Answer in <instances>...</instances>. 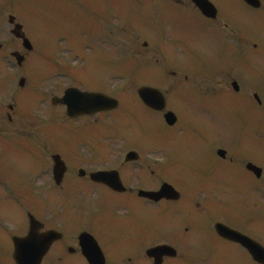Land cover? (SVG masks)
Instances as JSON below:
<instances>
[{"label": "flooded vegetation", "instance_id": "1", "mask_svg": "<svg viewBox=\"0 0 264 264\" xmlns=\"http://www.w3.org/2000/svg\"><path fill=\"white\" fill-rule=\"evenodd\" d=\"M153 2L152 11L140 13L155 20L152 34L158 37L177 36L183 29L182 22L190 19H196L199 27L216 40L224 33L239 36L242 30L243 18L232 6L233 11H227L228 0H214L218 10L214 18L202 15L192 0ZM188 10L193 11L194 18L185 17L183 13ZM11 32L10 28L9 42ZM208 47L215 50L209 60L207 85L203 93L197 91L195 95L212 104H207L204 118L198 115L197 119L190 106L186 107L189 98L172 107L177 122L167 130L185 138L191 131L199 138L197 143L169 147L182 154L178 155L181 159L172 174L168 167L155 168L148 161L153 154L148 150V142L93 140L95 130L91 129L101 122V116L97 115L72 120L77 124H70L68 118L64 120L61 151L66 155L57 154L66 165V173L58 185L53 177V148L37 145L38 124L33 111L21 109L19 103L0 107V264H16L17 253L28 257L31 252L35 253V259L39 253L43 254L40 264H90L84 256V247L92 244L89 236L97 242L105 264H156L148 251L160 245H169L176 252L173 258L164 257L161 264H259L243 245L218 230L222 224L260 242L259 205L252 203L264 194V145L258 128L243 125L238 130L227 123L228 45L212 43ZM144 48V56L154 52L158 57L165 56V66L178 67L180 63L177 53L171 50L164 53L161 49H150L148 43ZM29 55L24 53V62ZM172 76L177 73L172 72ZM11 84L7 82V92L0 93V100L10 94ZM195 87L193 83L191 88ZM176 88L180 89L181 83L177 82ZM170 94L166 93L168 99ZM193 99L190 96L191 102ZM146 109L162 121L164 113ZM244 131L249 133L243 134ZM84 133L90 137L89 146H74ZM38 150L43 155L36 157ZM85 151L87 156L78 155ZM130 152L138 153L130 158L137 161L126 160ZM164 157L171 163L170 156ZM99 172L109 175L97 181L94 176ZM118 178L124 185L122 193L110 188L111 180ZM170 178L172 183L168 182ZM166 183L179 192L171 220L164 219L169 216L171 202L155 203L142 198L143 192H156ZM116 213L122 220L114 226ZM123 221H127L126 225ZM31 234L36 240L31 247L20 243L17 247L16 242ZM48 236L52 241L49 246ZM93 247L97 250V246ZM88 254L96 264L99 258L101 264L98 251L90 248Z\"/></svg>", "mask_w": 264, "mask_h": 264}, {"label": "rangeland", "instance_id": "2", "mask_svg": "<svg viewBox=\"0 0 264 264\" xmlns=\"http://www.w3.org/2000/svg\"><path fill=\"white\" fill-rule=\"evenodd\" d=\"M29 1L30 3H34V2L38 3L40 0H29ZM82 1L83 0H72V3L73 5H79V3ZM128 2L129 0H125L124 3L121 4V6L123 5L125 9L117 10V14L118 13L124 14L126 10L127 12L133 11L131 10L130 2L129 4ZM228 2L232 7H234V11L238 12L240 15H242L243 12L244 18L248 26L250 27L249 32H251L252 35L256 34L255 31L259 32V36H257L258 37L257 40L260 49L259 50H253L252 48L250 49L252 52V59L253 60L259 59V57L264 54V20L260 19L258 22H256L254 16V14L256 13L251 12L250 10L245 8V6L239 0H228ZM46 4L51 9V6L49 5L50 0H47ZM20 5L22 6V9H14L16 12H20V13L25 12L29 15L34 14L29 12L27 5L22 3H20ZM16 6H17L16 4H12V7H16ZM70 10L71 9H68V11ZM82 10L86 12L85 9ZM46 11H48L47 8ZM119 20H120L119 18L115 19V17L112 16L110 20V24H111L110 27L117 29L118 28L117 24ZM86 21L87 20H84L81 17L80 12H78V14L75 17H69L66 15V20L60 23L61 31L55 28L54 29L51 28L47 33H43L41 35V38L43 39V41L46 43L47 46L46 51L48 52L49 56L52 55V63H53L52 65L53 75L51 79L52 82L50 85L51 90H47V93H49L50 95L52 93V95L56 96L63 93L64 89L68 86H79V87L82 86L83 88H86L84 86L86 85L88 87H95V86L99 87V85H97L96 83L107 84L115 79H118L114 84L117 87V91L116 90L115 91L117 94H119L121 92H129L130 84L128 82H132V79L130 78H133L137 82V86H140L141 85L140 82L142 81L143 83H147V84L157 83L160 86V88L163 90L170 89L171 92H176L175 91L176 88L172 86L174 81L173 79L166 77L163 78V80H160L158 78V75L156 74L158 72L157 65H153V68H151V67H147V65H143V64L140 65L136 61L130 58L128 59L126 58L120 59L119 57H117V59L115 58L113 53L114 51L119 53L120 56L126 57L125 45L121 41L123 40L124 37L123 36L117 37L116 31L112 34L113 43L111 49L104 51L108 49L109 45H103V43H101L100 45L101 47H99V44L103 38L104 39L107 38V35L101 34V39L98 40V38L95 37L96 35L95 27H93V25L91 28L90 26H86L85 24ZM125 24H126V19L124 18L121 21L120 25L124 26ZM108 25L109 24H107V26ZM181 25L183 28L181 31L182 42L185 44L186 48L191 50L192 57L194 58L192 60V64H193L192 68H194L193 69L194 74H196L197 77L202 78L205 75V72H202L199 69V67H201L199 64L203 61V59L207 58L206 53L208 54L210 53V50L209 48H207V46L212 45V43L215 42L214 38L211 35H209L203 28L199 27L200 23H198L196 19L193 20L190 19L184 21L182 22ZM68 27H72L74 30L62 29ZM129 40H131V38ZM129 40L128 43L130 44ZM98 41L100 42L98 43ZM0 43H2L1 36H0ZM229 43L234 45L236 42L231 41L230 39ZM126 53H127V49H126ZM245 53H241V57L239 58L240 63L238 64V65L241 64V68H239L238 70L241 79L243 81L242 83L244 84V90L246 93L250 95V100L247 96H244L243 94L240 95L243 96L242 97L243 100L238 101L240 103L239 107L242 108V112L237 114L238 112L237 107L230 106L231 105L230 98L228 97L226 101L228 105L227 114L230 117L233 115L238 117L237 123H243L244 116H250L248 113H252L251 116H257L258 125L261 127L260 129L264 130V94H259L260 101L262 102L261 106H258L253 98V95L255 93L264 91V85L261 86L262 82H259L261 78H259V75L257 73H254L256 68L252 67L253 65L248 67V72H247L246 65L249 66V64L247 63ZM244 56H245V61L243 62ZM75 60H79V62L81 61L83 65H85L84 71L80 72L81 63L79 62H78L79 66L76 69L67 65L70 63V61L74 62ZM262 63L264 62L262 61ZM0 65L2 66L1 59H0ZM43 67H44V63H43ZM3 68H5L4 65ZM7 70L10 74L12 73L11 69L9 70L7 68ZM36 71L39 72L44 71V73L41 74L43 77L45 76V72H47V68L44 69L38 67L36 68ZM66 71H68V75L63 74V73H67ZM126 76H129L130 78ZM79 83H81L82 85H79ZM206 85L207 83L198 82V88L203 92L205 91ZM56 88L59 90V94L57 93L58 90ZM179 98L180 97H178V99ZM248 100L249 102H251L250 105L248 103ZM201 103L205 106L208 103L212 104V101L206 99V100H202ZM249 109L251 110L248 111ZM42 111H44L42 112V115H44L47 114V112H49L50 109L49 107L48 108L43 107ZM56 111L57 110L53 109V120H54L53 122L55 124H59V122H61L62 115L59 112L58 117L56 118L54 116ZM116 115H117L116 118L124 117V120L122 121V123H120L118 128L120 129V131L121 130L125 131V133L118 134V131L114 126H97L101 128L103 131L102 136L98 137L101 141L115 140L120 136H124L123 139L132 142H139L140 144L142 141L146 139L149 140L151 138V140L147 143V145L149 152L153 154H165V152L168 151L166 147L167 144L169 143L175 144L176 146L179 147L182 143L186 141V139L193 138L194 141H198L197 138L193 137L191 132L189 134H186V138H182L178 135H175L172 131H168L167 128L161 125L158 121H152L151 113L143 107L141 108L137 107L135 100L133 99L122 98L121 110L120 112H117ZM253 118L254 117H250L246 122L249 125H253L255 123L252 121ZM155 123H157L158 125H156ZM99 128H93L91 129V131ZM47 130H43L41 133H38L37 139L42 141H47L46 139ZM107 132H109L111 135L107 134ZM89 139L90 137L88 136L81 139H77L73 143V145L85 146L87 144L89 146ZM154 156L159 157V155H154ZM261 201L264 203V196H261Z\"/></svg>", "mask_w": 264, "mask_h": 264}, {"label": "water", "instance_id": "3", "mask_svg": "<svg viewBox=\"0 0 264 264\" xmlns=\"http://www.w3.org/2000/svg\"><path fill=\"white\" fill-rule=\"evenodd\" d=\"M157 93L152 90H143L140 92L141 97L144 99L145 102H148L149 105L160 109L162 100L160 98V103L156 106L154 104V98L147 97L146 94L148 93ZM74 102L70 103V108H69V114L71 116H77L79 114H87L90 113L93 107H97L100 111L103 110H108L112 107L116 106L115 101H110L106 97L102 96H94V95H80L74 98ZM86 105H91V106H86ZM96 109V110H98ZM91 112H97V111H91Z\"/></svg>", "mask_w": 264, "mask_h": 264}]
</instances>
